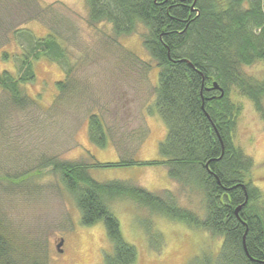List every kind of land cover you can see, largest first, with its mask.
Segmentation results:
<instances>
[{"label":"trees","instance_id":"trees-1","mask_svg":"<svg viewBox=\"0 0 264 264\" xmlns=\"http://www.w3.org/2000/svg\"><path fill=\"white\" fill-rule=\"evenodd\" d=\"M85 4L87 22L109 23L116 37L132 34L137 24L145 28L142 45L158 67L153 108L166 126L158 145L161 160H135L133 150L116 162L100 163L91 156V164L55 157L38 163L60 174L82 225L103 223L112 245L111 252L103 255V264H133L136 259L135 247L123 239L119 222L106 205L117 198H128L150 212L221 238L216 254L202 250L187 264H264V203L260 190L248 179L253 161L233 141L239 108L231 99V92H238L264 119V78L259 81L242 70L264 61V0H85ZM47 17L38 0H0V49L9 42L10 32L19 47V52L1 53V59L11 61L14 69L0 70V126L10 110L26 111L38 105L22 87L35 81L37 60L67 67L64 78L56 82L52 109L77 84L69 74L58 21L47 25ZM33 20L47 25L45 37L37 38L21 27ZM87 126L90 142L104 148L110 130L101 117L90 113ZM145 137L146 131L141 139ZM156 165L164 166L168 178L184 193H201L202 218L179 207L168 190L158 194L125 180L98 182L88 173L89 168ZM22 177L0 175V193L20 186ZM137 222L150 247L159 252L162 234L150 219ZM24 238L0 205V264H47L42 245Z\"/></svg>","mask_w":264,"mask_h":264},{"label":"rangeland","instance_id":"rangeland-1","mask_svg":"<svg viewBox=\"0 0 264 264\" xmlns=\"http://www.w3.org/2000/svg\"><path fill=\"white\" fill-rule=\"evenodd\" d=\"M38 2L46 9L47 25L58 21L56 29L68 53L69 74L77 84L71 95L52 109L56 82L64 78L67 67L44 58L33 63L35 81L22 87L38 105L26 111L10 110L0 126V175L24 176L20 186L0 193V205L20 236L42 245L47 264H103L104 253L112 250L103 223L82 225L74 198L64 188L60 174L50 167L40 168L38 163L42 158L55 157L91 164V156L100 163L116 162L133 150L135 160H161L158 145L165 138L166 126L153 108L158 67L143 48L142 34L146 30L141 24L132 34L116 37L109 23L87 22L85 0ZM45 25L33 20L21 27L43 38L49 33ZM8 38L0 49V70L12 71L13 63L3 61L1 53L19 52V47L11 32ZM242 70L260 81L264 78V61ZM231 99L239 108L233 141L252 159L248 179L260 190L264 203V119L238 92L233 90ZM90 113H97L110 130L104 148L89 140ZM88 173L98 182L125 180L158 194L168 190L179 207L202 218L201 193H184L168 178L162 165L89 168ZM106 205L117 218L123 239L135 247L133 264H187L202 250L214 254L219 251L221 238L150 212L128 198L112 199ZM137 219H150L162 234L164 244L159 252L150 247Z\"/></svg>","mask_w":264,"mask_h":264},{"label":"water","instance_id":"water-1","mask_svg":"<svg viewBox=\"0 0 264 264\" xmlns=\"http://www.w3.org/2000/svg\"><path fill=\"white\" fill-rule=\"evenodd\" d=\"M214 86H216V85H214ZM238 210H239V207L236 208L235 212H237ZM61 244H62V239L59 242V244L57 245V247L59 248L61 246ZM59 251H61V250H59Z\"/></svg>","mask_w":264,"mask_h":264}]
</instances>
